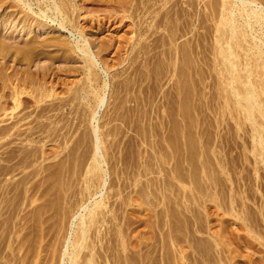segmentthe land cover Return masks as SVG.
<instances>
[{
    "label": "rangeland",
    "instance_id": "obj_1",
    "mask_svg": "<svg viewBox=\"0 0 264 264\" xmlns=\"http://www.w3.org/2000/svg\"><path fill=\"white\" fill-rule=\"evenodd\" d=\"M14 1V6L0 8L4 27L0 28V128L16 120L11 116L14 113L19 117L30 114L19 124L30 139L24 141V134L0 137V264H66L73 250L69 241L77 239L82 219L89 221L88 209L102 200L98 222L89 231L90 247L81 250L77 264H87L90 257L92 264L140 260L138 264H216L218 260L221 264H264V162L254 152L261 147L253 148V125L242 118L235 99L226 103L227 84L217 49L218 29L223 28L220 21L233 1L59 0L72 17V23L64 21L68 27L61 26L64 10L56 9L51 0L44 5L30 0L27 7ZM258 1L264 5V0ZM82 44L95 61L94 81L87 80L84 52L77 48ZM24 88L21 99L28 103L20 99L18 104L9 95ZM98 98L103 104H97ZM10 102L18 104V109L4 111L14 105ZM94 156L102 172L100 180L94 178L99 181L93 183L90 195L86 180L92 175L88 170ZM188 229L194 233H187ZM167 237L172 240L168 242ZM200 239L213 240L215 248L204 247L211 244L203 240L201 246ZM216 244L222 245L216 248ZM201 247L208 249L202 252ZM216 249L221 252L216 256H223L226 263L215 259ZM208 251L216 253L207 256Z\"/></svg>",
    "mask_w": 264,
    "mask_h": 264
},
{
    "label": "bare ground",
    "instance_id": "obj_2",
    "mask_svg": "<svg viewBox=\"0 0 264 264\" xmlns=\"http://www.w3.org/2000/svg\"><path fill=\"white\" fill-rule=\"evenodd\" d=\"M22 4H23V6L24 7H27L28 5H30V0H28V1H26V0H19ZM51 1H53V4H54V6H56V9H58L60 12H62L64 9H65V6L62 8V5H63V3L62 2H65V1H62L61 3H62V5L61 4H59V0H51ZM228 1V0H227ZM226 1V2H227ZM230 1V0H229ZM231 1H233L232 3H228V5L230 6H228L226 9H225V11L227 10L228 12H225L224 14H223V17H222V19H221V21H220V26H222L223 28L222 29H218V31L220 32V36L217 38V42H218V47H217V49H218V54L221 56V59H222V67H221V69L220 70H222V74L225 76V82H226V84H227V86H226V89H227V96H225V99H226V103H227V105H228V102L230 101V100H232V99H235V104H236V106H237V109L239 110L238 112L239 113H241L242 115V118L244 117L245 119H246V121L247 120H249L250 122H251V125H253V134H251V135H253L252 137L253 138H251L252 139V142H254L255 143V147H254V145H253V148H255V149H257V147L258 148H260V149H258L257 151L255 150L254 152H255V154L257 155V156H259L260 155V157L262 158V160H263V162H264V5L262 4V3H260L258 0H231ZM19 2V3H20ZM48 1L47 0H38V3H44V4H46ZM67 2V1H66ZM65 2V3H66ZM50 3H52V2H50ZM225 3V2H224ZM14 4H15V1L14 0H0V8H2V7H4V9H6V8H8V7H12V6H14ZM18 4V3H17ZM43 4V5H44ZM32 5V4H31ZM42 5V6H43ZM224 5H226V4H224ZM18 6V5H17ZM41 6V7H42ZM19 7V6H18ZM29 8V7H28ZM31 9V8H30ZM45 9H46V7H45ZM50 9V8H49ZM55 9V8H54ZM44 10V9H43ZM44 12V11H43ZM42 12V13H43ZM54 12V11H53ZM224 12V11H223ZM46 12H44V14H45ZM38 14V13H37ZM40 14V13H39ZM61 14V13H60ZM48 15V14H47ZM57 15V14H56ZM68 15V16H67ZM45 16V15H44ZM62 18H63V22H62V24L63 25H61L62 27H68L67 25L65 26L64 25V21L65 22H67V23H72L73 22V20H72V17H71V15H69L65 10L62 12ZM58 17V16H57ZM60 22V21H59ZM60 24V23H59ZM0 28H4L3 27V25H2V22H1V25H0ZM75 29V28H74ZM5 32V31H4ZM72 32V31H71ZM79 32H81V31H79ZM79 35H81V33L79 34ZM77 42H78V40H76ZM1 42V41H0ZM31 42V41H30ZM55 43V42H54ZM33 44H34V42H33ZM49 44V43H48ZM62 44V43H61ZM70 44H71V42H70ZM78 44V43H77ZM84 44V43H83ZM83 44H82V46H79V45H77V48L79 49V50H81V51H83L84 53V60H85V62H86V70L88 71L87 73L89 74V75H87V77H88V79L87 80H93L94 78V76H93V74H95V73H93L92 72V68H93V66H94V64H95V61H94V59L93 58H91L90 57V55H89V49L87 48L88 46L86 45V47H83ZM72 45H73V47H74V45L75 44H73L72 43ZM71 45V46H72ZM32 46V45H31ZM70 46V47H71ZM85 46V45H84ZM4 47V46H3ZM34 47V46H33ZM35 47H38V46H35ZM34 47V48H35ZM40 47H41V45H40ZM44 47V46H43ZM71 49V48H70ZM75 49V47L73 48V50ZM89 52H88V51ZM22 53H23V51H22ZM81 53V52H80ZM27 55V54H26ZM31 55V53L30 54H28V56H30ZM31 57V56H30ZM29 59V58H28ZM30 59H32V58H30ZM84 68H85V66H84ZM93 76V77H92ZM94 81V80H93ZM28 82V81H27ZM92 82V81H91ZM17 86V85H16ZM87 87V86H86ZM20 88V87H19ZM26 88H27V86H26ZM89 88V87H88ZM92 88V87H91ZM17 89V88H16ZM22 90V92H20V91H16V93H11V95H9L12 99H13V101H16V102H18V104H20L22 101H24L26 104L28 103V100L27 99H21V94H23V90H26L25 88L24 89H21ZM82 90H88V89H82ZM80 92H82V91H80ZM86 92V91H85ZM88 93H89V91H87ZM86 92V93H87ZM92 92V91H91ZM88 93H87V95H88ZM76 95V94H75ZM96 94H94V96H95ZM81 95H79V97H80ZM98 96V95H97ZM96 96V97H97ZM8 98V97H7ZM25 98H27V97H25ZM77 98H78V96H77ZM100 98V97H99ZM98 98V102H97V104L98 105H100V104H103V99H99ZM231 98V99H230ZM9 99V98H8ZM6 100V101H4V103L5 104H7L8 102H9V100ZM20 99L22 100L21 102H20ZM75 99V98H74ZM230 99V100H229ZM11 100V99H10ZM0 101H2L1 99H0ZM11 103V105H13L12 107H5V108H3L4 109V111H8L10 108L12 109V111L13 110H17L18 109V107H19V105L18 104H16L15 105V102H10ZM1 104H3V103H0V107H1ZM35 104V103H34ZM65 105V104H64ZM25 106H27V105H25ZM29 106V105H28ZM40 107V106H39ZM65 107V106H64ZM10 109V110H11ZM46 109V108H45ZM62 109V108H61ZM43 110V112H44V109H42ZM46 111H47V109H46ZM9 112V111H8ZM14 112V111H13ZM13 112H11V113H13ZM37 112H38V110H37ZM42 112V111H41ZM11 113H10V115H11ZM19 113V112H18ZM42 114V113H41ZM40 114V115H41ZM44 114V113H43ZM17 114H15L14 113V115H11V116H14L13 118L14 119H16L10 126L8 125V126H6V128L4 127H1L0 128V137L2 138V139H5V138H7V137H9L10 139H11V136H15V135H19V137H20V135H22V134H24V133H26L27 132V130H25V131H23L22 130V128L19 126V124L22 122V120H24V119H26V118H28L29 116H30V114H27V115H24L22 118L21 117H19V115L18 116H16ZM45 115V114H44ZM43 115V116H44ZM38 116V115H37ZM259 118H260V120H259ZM36 119V118H35ZM34 119V120H35ZM262 119V120H261ZM36 121V120H35ZM40 122V121H39ZM42 120H41V125H43L42 124ZM44 123V122H43ZM24 124V123H23ZM26 124V123H25ZM32 124H34V123H32ZM37 124V123H36ZM46 124V123H45ZM29 125H30V123H29ZM21 126H22V124H21ZM33 126V125H32ZM38 127H40V126H38ZM44 127V126H43ZM46 127V126H45ZM16 129L15 131L13 130V129ZM32 128V127H31ZM30 128V129H31ZM36 127H35V124H34V129H35ZM48 128V127H47ZM46 128V129H47ZM39 129V128H38ZM37 129V130H38ZM13 130V131H12ZM36 130V131H37ZM23 131V132H22ZM29 131V130H28ZM34 131V130H33ZM35 132V131H34ZM39 132V131H38ZM40 132H42V131H40ZM39 132V133H40ZM45 132H46V130H45ZM31 133H32V131L30 132V135H31ZM251 133H252V131H251ZM27 134V133H26ZM29 134V133H28ZM42 134V133H41ZM25 135V134H24ZM23 135V136H24ZM35 134H33L32 136H34ZM26 136V135H25ZM31 136V137H32ZM18 137V136H17ZM27 137H30L29 135L28 136H26V138ZM10 139H9V141H10ZM23 139V138H22ZM28 139H30V138H27V139H24V141L25 140H28ZM8 140V139H7ZM99 140H101V139H99ZM12 141V140H11ZM10 141V142H11ZM22 141V140H21ZM34 141V140H33ZM102 141V140H101ZM8 142V141H7ZM13 142V141H12ZM28 142V141H27ZM26 142V143H27ZM30 142V141H29ZM36 142V141H35ZM39 142V141H38ZM31 143V142H30ZM32 143H34V142H32ZM253 143V144H254ZM35 144V143H34ZM27 145V144H26ZM8 146V145H7ZM25 146V145H24ZM27 147H29V146H27ZM30 147H33V145L32 146H30ZM8 148V147H7ZM24 148V147H23ZM22 148V149H23ZM36 148H38V146H36ZM25 150L26 149H28V148H24ZM31 149V148H30ZM73 149V148H72ZM10 150V149H9ZM35 150H37V149H35ZM253 150V149H252ZM14 151V150H13ZM22 151V150H21ZM28 151V150H27ZM37 151H39V150H37ZM71 151V150H70ZM69 151V153H71ZM5 152V151H4ZM10 152V151H9ZM253 152V151H252ZM257 152V153H256ZM11 153V152H10ZM14 153V155H16V153L15 152H13ZM18 153H20V152H18ZM39 153V152H38ZM67 153H68V151H67ZM74 153V152H73ZM75 153H77L76 151H75ZM75 153H74V155H75ZM5 154V153H4ZM8 154V153H7ZM21 154V153H20ZM19 154V155H20ZM25 154V153H24ZM23 154V155H24ZM27 154V153H26ZM32 154V153H31ZM37 154V153H36ZM40 154V153H39ZM39 154H37L38 156H39ZM72 154V153H71ZM98 153H96V155H97ZM14 155L12 154V158L14 157ZM23 155L21 156V158L23 157ZM36 155V157H38ZM65 155V154H64ZM94 155V154H93ZM95 155V156H96ZM41 156V155H40ZM94 156V158H93V162L91 163V166H90V168H89V170H88V172L90 173V177L86 180L87 182V186H86V189L88 190V192H89V194L90 195H92L93 194V192H92V187H93V183H95L96 181H99L100 179H99V171H101L100 170V167H99V161L96 159V157ZM98 156V155H97ZM256 156V157H257ZM16 157V156H15ZM29 157H30V155H29ZM35 157V156H34ZM70 157V156H69ZM255 157V158H256ZM8 158H10V157H8ZM7 158V159H8ZM12 158H10L11 160H13ZM17 158L19 159V157H18V154H17ZM24 158V157H23ZM23 158H22V161H23ZM27 158H28V155H27ZM62 158V157H61ZM66 158V157H65ZM71 158H73V156L71 157ZM76 158H77V156H76ZM258 158V157H257ZM7 159H5V160H7ZM9 159V160H10ZM16 159V158H15ZM40 159V158H39ZM64 159V158H63ZM70 159V158H69ZM69 159H67V160H69ZM75 159V158H74ZM73 159V160H74ZM258 159H260V158H258ZM19 160H21V159H19ZM72 160V159H71ZM70 160V161H71ZM101 160V159H100ZM257 160V159H256ZM21 161V162H22ZM29 161V160H28ZM44 161V160H43ZM62 160H60V162H61ZM69 161V162H70ZM83 161V160H82ZM81 161V162H82ZM259 160H257L256 161V163L257 164H259V162H258ZM18 163H19V165L21 164L19 161H17ZM27 162V161H26ZM30 162H32L31 161V159H30ZM29 162V163H30ZM34 162V161H33ZM72 162V161H71ZM84 162V161H83ZM225 162V161H224ZM262 162V163H263ZM18 163H16V165H18ZM23 163V162H22ZM56 163V162H55ZM223 163V162H222ZM12 164V163H11ZM26 164H28V162L26 163ZM32 164V163H31ZM60 164H62L63 165V167H64V163H60ZM80 164V163H79ZM83 164V163H82ZM220 164H221V161H220ZM224 164V163H223ZM222 164V165H223ZM225 164H227V162L225 163ZM33 165H34V163H33ZM71 165H72V163H71ZM9 166V165H8ZM15 166V165H14ZM22 166V165H21ZM32 166V165H31ZM51 166H52V164H51ZM54 166V165H53ZM58 166H59V164H58ZM68 166H70V165H68ZM77 167L78 165H74V167ZM80 166V165H79ZM82 166L83 165H81V168H82ZM203 166H205V164L203 165ZM226 167V165H223V167ZM4 167V166H3ZM17 167V166H16ZM23 167V166H22ZM25 167V166H24ZM23 167V168H24ZM55 167H57V165L55 164ZM71 167V166H70ZM15 168V167H14ZM21 168V167H20ZM26 168H28L27 166H26ZM45 168V167H44ZM43 168V170H45ZM51 168V167H50ZM67 168V167H66ZM72 168V167H71ZM80 168V169H81ZM222 168V167H221ZM3 169V168H2ZM6 169V168H5ZM10 169H12V168H10ZM48 168H46V170H47ZM55 169H57V168H55ZM60 169V168H59ZM61 169H62V167H61ZM74 169V168H73ZM78 169V168H77ZM80 169H79V171H80ZM226 169V168H225ZM228 169V168H227ZM226 169V170H227ZM4 170V169H3ZM8 170V169H7ZM14 170V169H13ZM12 170V171H13ZM21 170H22V168H21ZM31 170H33V169H31ZM49 170V169H48ZM51 170V169H50ZM62 170H64V168L62 169ZM68 171H67V173L68 172H70L69 170H71V169H67ZM76 170V169H75ZM229 170V169H228ZM6 171V170H5ZM25 171V170H24ZM38 171V170H37ZM37 171H36V173H37ZM58 171V170H57ZM60 171V170H59ZM65 171H66V169H65ZM1 173H2V171H0ZM9 172V171H8ZM39 172V171H38ZM44 172V171H43ZM72 172V171H71ZM74 172V171H73ZM72 172V173H73ZM75 172H77V171H75ZM75 172H74V174H75ZM88 172H87V174H88ZM102 172V171H101ZM100 172V173H101ZM224 172V171H223ZM4 173H7V172H4ZM31 173V172H30ZM32 173H34L33 171H32ZM40 173V172H39ZM42 173V172H41ZM47 173V172H46ZM53 173V172H52ZM51 173V171H50V174L51 175H53ZM60 173H63V171L61 172L60 171ZM72 173H71V175H72ZM225 173V172H224ZM8 174V173H7ZM26 174V173H25ZM43 174V173H42ZM74 174H73V176H74ZM30 175H32V174H30ZM70 174H69V176H71ZM181 175V174H180ZM28 176H29V173H28ZM35 176V175H34ZM58 176V175H57ZM65 176V175H64ZM77 176V175H76ZM26 177H27V175H26ZM48 177V176H47ZM49 177H50V175H49ZM59 177H61V176H59ZM67 177V176H66ZM79 177V176H78ZM95 177H98V179L99 180H96L95 181ZM22 178V177H21ZM23 178H25V177H23ZM46 177H44V179H45ZM52 177H50V180H52L51 179ZM62 178H63V175H62ZM70 178V177H69ZM68 178V179H69ZM73 178V177H72ZM57 179V178H56ZM60 179V178H59ZM102 179V178H101ZM21 180V179H20ZM32 180V179H31ZM31 180H30V182H31ZM49 180V179H48ZM63 180H64V178H63ZM62 180V181H63ZM65 180H66V178H65ZM23 181V180H22ZM22 181H20V182H22ZM47 180H45V182H46ZM56 181V180H55ZM54 181V182H55ZM57 181H59V180H57ZM68 181V180H67ZM217 181V180H216ZM28 182V184H29V181H27ZM65 182V181H64ZM209 182H210V180H209ZM213 182V181H212ZM211 182V183H212ZM25 183V182H24ZM49 183V182H48ZM59 183V182H58ZM168 183V182H167ZM19 184V183H18ZM20 184H23V183H20ZM19 184V185H20ZM45 184V183H44ZM56 184H57V182H56ZM60 184H61V181H60ZM63 184V183H62ZM66 183H64L63 184V186L65 185ZM215 184L217 185V182H215ZM214 184V185H215ZM9 185V184H8ZM48 185H50V184H48ZM57 185H59V184H57ZM97 185V184H96ZM139 185V184H138ZM207 185H209V184H207ZM213 185V186H214ZM23 186V185H22ZM27 185H25V186H23V187H25V188H27L26 187ZM51 186V185H50ZM50 186H49V188H50ZM62 186V185H61ZM94 186H95V184H94ZM101 186V185H100ZM172 186V185H171ZM220 186V185H219ZM15 187V186H14ZM22 187V188H23ZM28 187H29V185H28ZM33 187V186H32ZM56 187V186H55ZM54 187V188H55ZM60 187V186H59ZM97 187H98V185H97ZM96 187V188H97ZM210 187V186H209ZM208 187V188H209ZM212 187V186H211ZM210 187V188H211ZM218 187V186H217ZM4 188H6V187H4ZM24 188V189H25ZM31 188V187H30ZM62 188V187H61ZM64 188V187H63ZM63 188H62V190H63ZM142 188V187H141ZM144 188V187H143ZM219 188H221V187H219ZM13 189V188H12ZM23 189V190H24ZM68 189H69V187H68ZM85 189V188H84ZM98 189V188H97ZM139 189H140V187H139ZM212 189H213V187H212ZM215 189V188H214ZM218 189V188H217ZM9 190V189H8ZM7 190V191H8ZM14 190V189H13ZM83 190V189H82ZM93 190H94V188H93ZM96 190V189H95ZM99 190V189H98ZM6 191V190H5ZM19 191V190H18ZM26 191V190H25ZM30 191V190H29ZM35 191V190H34ZM33 191V192H34ZM60 191V190H59ZM142 191V189L140 190V192ZM13 192V191H12ZM23 191H21V193H22ZM63 192H64V190H63ZM8 193V192H7ZM20 193V192H19ZM19 193H17V194H19ZM98 193V192H97ZM29 194V193H28ZM28 194H26V195H28ZM34 194V193H33ZM63 194V193H62ZM72 194V193H71ZM70 194V195H71ZM65 196H66V193L64 194ZM62 196V195H61ZM228 196H229V194H228ZM63 197V196H62ZM66 197H68V196H66ZM88 197V196H87ZM232 197V196H231ZM71 199V198H70ZM87 199V198H86ZM105 199V198H104ZM97 201H99V200H97ZM103 201V200H102ZM102 201H99V202H96V201H94V202H96V203H94V205H93V207H91V208H89L90 206H86V208L88 209V211H87V213H85V215H87V216H89L90 218H89V221L87 220V222L85 221V222H83L84 220L81 218V217H83L84 216V213H82L83 214V216H81L80 218L82 219V225H80V227H81V229H80V232L79 233H77V239L75 238V240L73 239V241H72V239H71V243H70V241H69V244H72V248H73V250L72 249H70V250H72V251H70V261H68L66 264H77V262H78V260H79V258L80 257H78L79 256V253L81 252V250L83 249L84 250V248H86L85 249V252L87 251V249L90 247L89 245L87 246V243H89V242H87L88 241V239H89V231H90V229L92 228V226L95 224V223H97L98 222V215H99V213H100V209L102 208V206H104V205H102ZM206 201V200H205ZM82 202V201H81ZM84 203H85V201H83ZM104 203V202H103ZM108 203V202H107ZM105 204V203H104ZM232 204H234V203H232ZM243 204V203H242ZM80 205V204H79ZM81 205H84V204H81ZM244 205V204H243ZM50 206V205H49ZM231 206V205H230ZM233 206V205H232ZM247 206V205H246ZM246 206H244L245 208L244 209H247L246 208ZM39 207V206H38ZM40 207H41V205H40ZM48 206H46V209H48L47 208ZM80 207V206H79ZM112 207V206H111ZM195 208V207H194ZM206 208V207H205ZM232 208V207H231ZM39 209V208H38ZM43 209H45V208H43ZM83 209H84V207H83ZM86 209V210H87ZM104 209V208H103ZM102 209V210H103ZM192 210H193V208H191ZM190 209V210H191ZM235 209V208H234ZM249 209V208H248ZM109 210V209H108ZM189 210V211H190ZM195 210V209H194ZM193 210V211H194ZM205 210H209V209H205ZM243 210V209H242ZM252 210V209H251ZM199 211V210H198ZM40 212H42L41 211V209H40ZM45 212L47 213V211L45 210ZM83 212H85V211H83ZM106 212V211H105ZM195 212V211H194ZM193 212V213H194ZM200 212H201V210H200ZM208 212V211H207ZM210 212V211H209ZM236 212V211H235ZM235 212H234V216L236 215L235 214ZM244 212V214H245V212H246V210H244L243 211ZM251 212H253V211H251ZM191 213V212H190ZM196 213V212H195ZM202 213H203V215H204V212L202 211ZM238 213V212H237ZM240 213V212H239ZM238 213V214H239ZM241 213H242V211H241ZM37 216H38V214H37V212L35 213ZM41 214H43V213H41ZM40 214V215H41ZM103 214V213H102ZM105 214V213H104ZM197 215H199V214H201V213H196ZM210 214V213H209ZM231 214H232V212H231ZM248 214V213H247ZM250 214V213H249ZM248 214V215H249ZM253 214V213H252ZM80 215H81V213H80ZM195 215V214H194ZM208 215V214H207ZM211 215V214H210ZM247 215V216H248ZM42 216V215H41ZM158 216V215H157ZM205 216V215H204ZM204 216H202V217H204ZM240 216V215H239ZM84 217H86V216H84ZM105 217V216H104ZM156 217V216H155ZM200 217V219H201V216H199ZM209 217V216H208ZM236 217V216H235ZM237 217H238V215H237ZM237 217H236V219H237ZM242 217H243V215H242ZM245 217V216H244ZM36 218V217H35ZM38 218V217H37ZM41 218V217H40ZM43 218V217H42ZM51 218H53L52 216H51ZM50 218V219H51ZM198 218V217H197ZM253 219L252 220H254V217H252ZM45 219V218H44ZM49 219V220H50ZM116 219V218H115ZM171 219V218H170ZM187 219H189L188 217H187ZM193 219H195V218H193ZM199 219V218H198ZM197 219V220H198ZM208 219V218H207ZM249 219H250V216H249ZM256 219V218H255ZM42 220V223H43V219H41ZM157 220H158V217H157ZM190 220V219H189ZM189 220H187V222H189ZM192 220V219H191ZM190 220V221H191ZM202 220V219H201ZM244 220V219H243ZM243 220H242V222H243ZM129 222H130V220H128ZM127 221V222H128ZM156 221V220H155ZM173 220H171V222H172ZM224 221V220H223ZM245 221V220H244ZM118 221H116V223H117ZM121 222V221H120ZM127 222H126V224H127ZM197 222V221H196ZM210 222V221H209ZM253 222H255V220L253 221ZM258 222V221H257ZM169 223V222H168ZM176 223V222H175ZM179 223V222H178ZM190 223V222H189ZM198 224L200 223L199 222V220H198V222H197ZM201 223L203 224V222L201 221ZM244 223V222H243ZM45 224V223H44ZM115 224V223H114ZM122 225H123V223H121ZM167 224V223H166ZM186 224V223H185ZM193 224H195V223H193ZM210 224V223H209ZM253 224H255V223H253ZM41 225V224H40ZM51 225V224H50ZM50 225H48V226H50ZM131 225V224H130ZM153 225H154V223H153ZM156 225V224H155ZM160 225V224H159ZM173 225V224H172ZM171 225V226H172ZM191 225V224H190ZM200 225V224H199ZM206 225H208V224H206ZM247 225V224H246ZM42 226V225H41ZM44 226V225H43ZM117 226V225H116ZM120 226V225H119ZM118 226V227H119ZM178 226H180V225H178ZM187 226V225H186ZM189 226V225H188ZM195 226V225H194ZM204 226H205V222H204ZM204 226H203V228H204ZM224 226H226V225H224ZM224 226H223V229H224ZM250 226V225H249ZM117 227V228H118ZM130 227V226H129ZM153 227V229H154V226H152ZM156 227V226H155ZM168 227H170V226H168ZM199 226H197V228H198ZM206 227V226H205ZM210 227H212V226H209V229H210ZM247 227V226H246ZM50 228V227H49ZM94 228V227H93ZM122 228V227H121ZM173 228V227H172ZM171 228V230L170 231H172L173 229ZM176 228V227H175ZM179 228V227H178ZM190 228V227H189ZM202 228V227H201ZM225 228H227V227H225ZM124 229V228H123ZM127 229H129V228H127ZM158 229V228H157ZM222 229V228H221ZM223 229H222V231H223ZM119 230V229H118ZM125 230V229H124ZM168 230V229H167ZM189 230H191V229H188V231H187V233H189L190 231ZM193 230H194V228H193ZM196 230V229H195ZM198 230V229H197ZM251 230V229H250ZM252 230H253V228H252ZM158 231H160V229L158 230ZM169 231V230H168ZM201 231V230H200ZM204 231V230H203ZM206 231V230H205ZM204 231V232H205ZM95 231H93V233H94ZM123 231H121V233H122ZM125 232V231H124ZM123 232V233H124ZM154 232H156V229H155V231ZM230 232V231H229ZM233 232V231H232ZM115 233V232H114ZM116 233H117V230H116ZM157 233V232H156ZM169 233V232H168ZM171 233V232H170ZM191 233V232H190ZM192 233H194V232H192ZM192 233H191V235H192ZM196 234H197V237H198V233H197V231L195 232ZM200 233V232H199ZM206 233V232H205ZM208 233V232H207ZM220 230H219V235H220ZM224 233V232H223ZM222 233V234H223ZM226 233V232H225ZM166 234V233H165ZM201 234V233H200ZM209 234V233H208ZM211 235H212V232L210 233ZM215 234V233H214ZM227 234V233H226ZM226 234H225V236H226ZM230 234V233H229ZM232 234H234V233H232ZM125 235V237L128 235H126V234H124ZM124 235H123V237H124ZM171 235H174V234H171ZM176 235V234H175ZM174 235V236H175ZM186 236V233L184 232V234H183V236ZM189 235V234H188ZM190 235V237H192ZM194 235V234H193ZM203 235V234H202ZM201 235V236H202ZM228 235V234H227ZM231 235V234H230ZM93 236V235H92ZM157 236H158V234H157ZM162 236V235H161ZM167 236V235H166ZM195 236V235H194ZM207 236V235H206ZM214 236V235H213ZM229 236V235H228ZM234 236V235H233ZM119 237V236H118ZM128 237V236H127ZM129 237H131V236H129ZM154 237H156V236H154ZM168 237H169V235H168ZM167 237V240H168V242H170L169 241V239H171V238H168ZM171 237V236H170ZM190 237H188L187 236V238H188V240L190 239ZM197 237H195V242H196V238ZM204 237V236H203ZM202 237V238H203ZM214 237H217V236H214ZM219 237V236H218ZM217 237V238H218ZM93 238V237H92ZM121 238H122V236H121ZM158 238V237H157ZM160 238V237H159ZM158 238V239H159ZM164 238H166L165 237V235H164V237H163V239ZM174 238H176V237H174ZM173 238V239H174ZM178 238V237H177ZM182 238V237H181ZM184 238V237H183ZM199 238V237H198ZM201 238V237H200ZM207 238V237H206ZM220 238H221V236H220ZM219 238V239H220ZM227 238H229V237H227ZM120 239V238H119ZM118 239V240H119ZM125 238H123V241H125V240H128V239H125ZM158 239H156L157 240V242H159L158 241ZM223 239H224V237H223ZM42 240V239H41ZM40 240V241H41ZM70 240V239H69ZM91 240V239H90ZM132 240H133V238H132ZM162 240V239H161ZM165 240V239H164ZM172 240V239H171ZM177 240V239H176ZM178 240H179V238H178ZM182 240V239H181ZM185 240V239H184ZM198 240V239H197ZM203 240V239H202ZM201 239H200V242H199V244L201 243V241H202ZM211 240V239H210ZM217 240V239H216ZM222 240V239H221ZM38 241V240H37ZM175 241V240H174ZM187 241V240H186ZM194 241V240H193ZM192 241V242H193ZM199 241V240H198ZM203 241H208V240H203ZM219 241V240H218ZM36 242V241H35ZM120 242V241H119ZM128 242H130V240H128ZM128 242H127V244L126 245H128ZM139 242V241H138ZM142 242V241H141ZM157 242H155V243H157ZM164 242H166V241H164ZM164 242H162V243H164ZM173 242V241H172ZM188 242V241H187ZM191 242V243H192ZM194 242V243H195ZM209 243H210V241H208ZM223 243L225 242L224 240L222 241ZM222 242H220V243H222ZM40 243V242H39ZM90 243H91V241H90ZM123 243V242H122ZM125 243V242H124ZM134 243V242H133ZM133 243H132V245H133ZM140 243V242H139ZM143 243V242H142ZM145 243V242H144ZM159 243H161V242H159ZM159 243H157L156 244V246H158V244ZM190 243V242H189ZM197 243V242H196ZM195 243V244H196ZM209 243H206V245H209ZM215 243V242H214ZM219 243V244H220ZM246 243H249L248 242V240H247V242ZM37 244V243H36ZM92 245H93V243H91ZM90 244V245H91ZM130 244V243H129ZM166 244V243H165ZM173 244H176V242L175 243H173ZM188 244V243H187ZM211 245L210 246H204V247H208V248H210V247H212V248H215V244L213 245V240H212V243H210ZM235 244H236V242H235ZM240 244V243H239ZM238 244V245H239ZM35 245V244H34ZM126 245H123V246H126ZM139 245V244H138ZM153 245V244H152ZM168 245V244H167ZM166 245V246H167ZM170 245V244H169ZM172 245V244H171ZM201 245V244H200ZM202 245H205V244H202ZM201 245V246H202ZM213 245V246H212ZM222 245V244H221ZM220 245V246H221ZM227 245H229L228 243H227ZM71 246V245H70ZM135 246V245H134ZM134 246H132V249H134L133 247ZM190 246H191V244H190ZM193 246V245H192ZM217 246L218 247H220L218 244H216V248H217ZM241 246V245H240ZM68 247V246H67ZM92 247V246H91ZM127 247V246H126ZM136 247H137V245H136ZM155 247V246H154ZM159 247V246H158ZM173 247V246H172ZM172 247H170V249L172 248ZM196 247H198L197 245H196ZM195 247V245H194V248H196ZM204 247H201V249L202 248H204ZM36 248V247H35ZM69 248V247H68ZM95 248V247H94ZM123 248V247H122ZM137 248H139V246L137 247ZM143 248V247H142ZM160 248V250H161V247H159ZM167 248V247H166ZM165 248V249H166ZM168 248H169V246H168ZM179 248V247H178ZM192 248V247H191ZM200 248V247H199ZM208 248H206V250L205 249H202V252H205V251H207V249ZM212 248H210V249H212ZM224 248H225V246H224ZM31 249V248H30ZM92 249V248H91ZM127 249H128V247H127ZM131 249V248H130ZM141 249V248H140ZM149 250H150V247L148 248ZM157 249V248H156ZM155 249V250H156ZM162 249H164V248H162ZM177 249V248H176ZM180 249V248H179ZM201 249H199V250H201ZM209 249V250H210ZM219 249V248H218ZM216 249L217 250V254H215V256H214V253H216V252H212L211 254L209 253L210 251H208L207 253H205V255H211V256H214L215 257V259H216V255H218L219 253H221L219 250H221V249ZM223 249V248H222ZM35 250V252H36V249H34ZM93 250V249H92ZM135 250V249H134ZM153 250V249H152ZM167 250V249H166ZM196 250V249H195ZM198 250V251H199ZM203 250H205V251H203ZM214 250V249H213ZM225 250V249H224ZM32 251V250H31ZM38 251V250H37ZM41 251V250H40ZM65 251H67V249L65 250ZM95 251V250H94ZM136 251V250H135ZM138 251V250H137ZM140 251H142V250H140ZM159 251V250H158ZM169 250H167V252H168ZM177 251V250H176ZM176 251H175V253H176ZM179 251H182V250H179ZM212 251V250H211ZM219 251V252H218ZM227 251V250H226ZM229 251V250H228ZM39 252V251H38ZM124 252V251H123ZM128 252H129V250H128ZM132 252V251H131ZM145 252H147V250L145 251ZM153 252V251H152ZM151 252V253H152ZM157 252V251H156ZM160 252V251H159ZM171 252V251H170ZM186 252V251H185ZM196 252V251H195ZM82 253V252H81ZM97 253V251L95 252V254ZM150 253V252H149ZM149 253H147V254H149ZM169 253V252H168ZM177 253H179V252H177ZM181 253V252H180ZM179 253V254H180ZM183 253H184V251H183ZM182 253V255H184ZM199 253V252H198ZM197 253V254H198ZM223 253V252H222ZM29 253H27V255H28ZM35 254V253H34ZM37 254V253H36ZM65 254H66V252H65ZM86 254V253H85ZM84 254V255H85ZM133 254V253H132ZM131 254V255H132ZM137 254V253H136ZM141 254H143V251H142V253ZM147 254H145V255H147ZM154 254V253H153ZM164 254V253H163ZM174 254V253H173ZM187 253H185V255H186ZM191 254V253H190ZM196 254V253H195ZM199 254H201V255H203L204 256V254H202V253H199ZM27 255H25V256H27ZM41 255V254H40ZM67 255V254H66ZM83 255V256H84ZM101 255V254H100ZM122 255H123V253H122ZM130 255V256H131ZM134 255V254H133ZM132 255V256H133ZM139 255V254H138ZM155 255V254H154ZM153 255V256H154ZM181 255V256H182ZM222 255V254H221ZM24 256V257H25ZM34 256V255H33ZM38 256V255H37ZM36 256V257H37ZM81 256V255H80ZM82 256V257H83ZM124 256V255H123ZM144 256V255H143ZM151 256V255H150ZM170 256V255H169ZM168 256V257H169ZM174 256V255H173ZM190 256V255H189ZM206 256V257H207ZM211 256L210 257H207V259L208 258H211ZM31 257V256H30ZM35 257V256H34ZM40 257V256H39ZM96 257V256H95ZM129 257V256H128ZM136 257H137V255H136ZM139 257V256H138ZM142 257V256H141ZM141 257H140V259H141ZM155 257V256H154ZM154 257H151V258H154ZM156 257H158V256H156ZM165 257V256H164ZM197 257H198V255H197ZM202 257V256H201ZM205 257V256H204ZM214 257L213 258H211L212 260H214L215 261V259H214ZM221 257V256H220ZM223 257V256H222ZM221 257V258H222ZM228 257V256H227ZM27 258H28V256H27ZM26 258V259H27ZM32 258V260H33V257H31ZM85 258H86V256H85ZM84 258V259H85ZM124 258V257H123ZM122 258V259H123ZM130 258V257H129ZM134 258H135V256H134ZM144 258V257H143ZM146 258H147V256H146ZM145 258V259H146ZM159 258V257H158ZM182 258V257H181ZM180 258V259H181ZM186 258V256H184V259ZM218 258H219V256L217 257V260H218ZM221 258H219V259H221ZM23 259V258H22ZM21 259V260H22ZM30 259V258H29ZM136 259H138V258H136ZM149 259V258H148ZM155 259V258H154ZM166 259H167V257H166ZM166 259L164 258V260L166 261ZM176 259V258H175ZM201 259V258H200ZM223 259V258H222ZM221 259V260H222ZM231 259V258H230ZM31 260V259H30ZM31 260V261H32ZM35 260V259H34ZM80 260H81V258H80ZM130 260V259H129ZM132 260V259H131ZM139 260V259H138ZM187 260V259H186ZM194 260V259H193ZM202 260V259H201ZM210 260V259H209ZM223 260H225V259H223ZM23 261V260H22ZM26 261V260H25ZM37 261V260H36ZM64 261V260H63ZM145 261V260H144ZM143 261V262H144ZM149 261H153V260H149ZM172 261V260H171ZM170 261V262H171ZM174 261V260H173ZM182 261V260H181ZM197 261H199V259L197 258ZM230 261H232V260H230ZM29 261H28V259H27V263H28ZM33 262V261H32ZM92 262V258L90 257V258H88L87 259V264H92L91 263ZM123 262V261H122ZM127 262V261H126ZM132 262V261H131ZM139 262H141V260L139 261ZM138 262V263H139ZM145 262H147V261H145ZM144 262V263H145ZM155 262H156V260H155ZM175 262V261H174ZM173 262V263H174ZM188 262V261H187ZM186 262V263H187ZM200 262V261H199ZM207 262V261H206ZM218 262L220 263V261L218 260ZM217 262V263H218ZM234 262V261H233ZM24 263V262H23ZM31 263V262H30ZM35 263V262H34ZM38 263V262H37ZM80 263V262H79ZM129 263H130V261H129ZM134 263H136V262H134ZM133 263V264H134ZM138 263H136V264H138ZM150 263V262H149ZM176 263H177V261H176ZM192 263V262H191ZM204 263V262H203ZM208 263V262H207ZM209 263H210V261H209ZM208 263V264H209ZM213 263V262H212ZM211 263V264H212ZM216 263V262H215ZM216 263V264H217ZM218 263V264H219ZM225 263H226V260H225ZM254 263V262H253ZM252 263V264H253ZM29 264V263H28ZM65 264V263H64ZM82 264V263H81ZM96 264V263H95ZM132 264V263H131ZM143 264V263H142ZM150 264H152V262L150 263ZM155 264V263H154ZM167 264V263H166ZM169 264V263H168ZM177 264H179V262L177 263ZM182 264V263H181ZM184 264V263H183ZM188 264V263H187ZM194 264V263H193ZM201 264V263H200ZM221 264V263H220ZM224 264V263H223ZM233 264V263H232Z\"/></svg>",
    "mask_w": 264,
    "mask_h": 264
}]
</instances>
